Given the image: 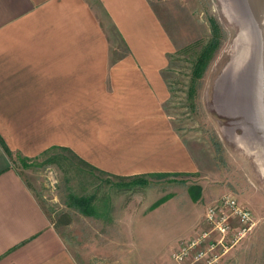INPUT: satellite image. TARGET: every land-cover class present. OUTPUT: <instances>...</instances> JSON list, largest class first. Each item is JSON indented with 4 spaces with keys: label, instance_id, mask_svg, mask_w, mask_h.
<instances>
[{
    "label": "crops",
    "instance_id": "0c3cea01",
    "mask_svg": "<svg viewBox=\"0 0 264 264\" xmlns=\"http://www.w3.org/2000/svg\"><path fill=\"white\" fill-rule=\"evenodd\" d=\"M175 51L150 0H0V264H79L18 155L66 147L125 178L198 171L165 110Z\"/></svg>",
    "mask_w": 264,
    "mask_h": 264
},
{
    "label": "rangeland",
    "instance_id": "374dc122",
    "mask_svg": "<svg viewBox=\"0 0 264 264\" xmlns=\"http://www.w3.org/2000/svg\"><path fill=\"white\" fill-rule=\"evenodd\" d=\"M150 1L176 47L165 72L171 93L165 110L198 171L140 176L146 186L128 187L134 179L91 173L78 163L69 168L47 164L54 155L72 158L61 146L31 159L29 168L15 159L17 170L53 222L70 220L59 223L58 231L79 264H172L182 242L175 238L192 224L191 237L207 208L227 194L253 212L255 226L221 264H264V146L252 128L255 113L239 103L240 74L250 51L247 22L252 16L246 2ZM103 21L116 59L125 47L104 16ZM214 35L219 49L204 77L193 82L194 64ZM70 193H97V214L85 216L71 208Z\"/></svg>",
    "mask_w": 264,
    "mask_h": 264
},
{
    "label": "built area",
    "instance_id": "2783aa9c",
    "mask_svg": "<svg viewBox=\"0 0 264 264\" xmlns=\"http://www.w3.org/2000/svg\"><path fill=\"white\" fill-rule=\"evenodd\" d=\"M254 226L253 212L227 194L207 208L196 232L172 253L173 264H221Z\"/></svg>",
    "mask_w": 264,
    "mask_h": 264
},
{
    "label": "trees",
    "instance_id": "16d2710c",
    "mask_svg": "<svg viewBox=\"0 0 264 264\" xmlns=\"http://www.w3.org/2000/svg\"><path fill=\"white\" fill-rule=\"evenodd\" d=\"M217 32V31H216ZM219 39L217 36L214 35V37L210 40V42L206 45V47L203 49L201 54L199 55L197 62L194 64V69H193V82H197L201 80L204 77L205 71L207 70V67L209 65V62L213 58L215 52L219 49ZM172 59V56H171ZM171 64V60H170ZM193 95V94H192ZM3 146L7 150L9 154L12 153L9 151V149L5 146L3 143ZM52 150V149H51ZM62 151L67 152L72 155V158H66L63 156L59 155H54L48 158L47 164L49 165H57L60 168H64V166H67L68 168L73 165V163H78L81 167L87 168L89 172H99L101 174H106L108 176H112L107 174L106 172L98 169L97 167L93 166L89 162L83 160L81 157H79L75 152H73L70 148H61ZM49 150H46L45 152L42 153L41 156L47 155ZM18 160L22 164L24 168H29L30 167V159H23L21 156L18 155ZM158 176H172L171 174H160ZM173 176H180V175H173ZM123 179H126L125 177H120ZM127 178H132L135 181L133 183L135 184H128V187H131L132 185L134 186H146L147 182H145L143 177L140 176H135V177H127ZM139 179H141L139 181ZM138 180V181H137ZM126 186V185H125ZM72 192V191H71ZM69 199H70V207L75 209L76 211L82 213L85 216H94L96 215V201H97V193L91 195H78L75 193H70L69 194ZM55 225V228L58 229L59 223L63 225H68L70 223L69 219L61 218L59 221L53 222Z\"/></svg>",
    "mask_w": 264,
    "mask_h": 264
},
{
    "label": "water",
    "instance_id": "95a60500",
    "mask_svg": "<svg viewBox=\"0 0 264 264\" xmlns=\"http://www.w3.org/2000/svg\"><path fill=\"white\" fill-rule=\"evenodd\" d=\"M247 7L252 9V13L254 15V25L252 23L251 18L249 17V21H251L252 25L247 22L249 25V32L247 33L248 39L247 41V47L250 45V51L248 54V58L245 61V64L243 66V69L241 70V75L247 76L245 79L246 85L248 86L250 78L254 79V83L258 80L257 85H259V92H260V101L262 104V113H260L258 116L256 115L253 119V127L254 131L256 132L257 139L262 141V145L264 146V0H247L246 1ZM240 16V15H239ZM241 17V16H240ZM248 31V30H247ZM257 35V36H256ZM255 36L258 38L256 39L258 43V48L257 46L253 47L251 46L253 44V38ZM258 51V59L254 61V57L257 54ZM255 62V64H254ZM255 69H253L254 67ZM255 72V73H254ZM250 74V75H249ZM245 77H243L244 79ZM241 80V79H240ZM247 92H244L243 94H246ZM248 94V93H247ZM251 94V92H250ZM254 93H252V96ZM249 94L247 95V97ZM253 97L249 96L248 101L250 103V107H252L255 110L256 108V102L253 101L254 103L251 104V99ZM257 109V108H256ZM261 112V111H260Z\"/></svg>",
    "mask_w": 264,
    "mask_h": 264
},
{
    "label": "bare ground",
    "instance_id": "6f19581e",
    "mask_svg": "<svg viewBox=\"0 0 264 264\" xmlns=\"http://www.w3.org/2000/svg\"><path fill=\"white\" fill-rule=\"evenodd\" d=\"M247 0H245V2H246ZM246 8H247V11L248 12H246L247 14H250L252 17H250L251 18V20L253 19L254 20V15H253V13H252V9L251 8H249V7H247V5L245 4L244 5ZM244 6H243V10H245L244 9ZM239 17V16H238ZM230 18V17H229ZM252 20V23H253V25H254V21ZM248 21H249V19H248ZM249 23L252 25V23H251V21H249ZM248 24V23H247ZM250 24H248V28H249V25ZM249 30H250V28H249ZM245 31V30H244ZM243 31V33H245ZM247 33V32H246ZM244 36H246V35H244ZM257 36V35H256ZM256 39L258 40V38L256 37ZM256 39H255V36H254V39H253V45H254V47L255 46H257V48H258V43H257V41H256ZM244 40V39H243ZM249 40V39H248ZM243 42V41H242ZM243 44V43H242ZM246 46V45H245ZM248 47H250V46H248ZM247 50V49H246ZM241 56V55H240ZM256 57H254V61H256V59H258V51H257V54L255 55ZM235 60V59H234ZM238 61V60H237ZM245 64V63H244ZM244 64H243V66H244ZM254 64H255V62H254ZM243 66H242V69H243ZM254 67V66H253ZM241 69V68H240ZM253 69H255V67L253 68ZM255 73V72H254ZM250 75V74H249ZM243 77H245L244 79H243ZM247 78V76H245V74H244V76L242 75V80H241V87H242V89H240V97H239V103H241L242 105H243V107H245L246 108V110L248 109L250 112L251 111H253L254 113H255V116L258 114H260V113H262V104H261V101H260V92H259V85H257V83H258V80L256 81V83H254V79L252 78H250V82L248 83L249 85L247 86V85H244V84H246V82H245V79ZM244 92H247L248 94H249V96H251V97H253V99L252 98H250L251 99V104L252 103H254L253 101H255L256 102V108H255V110H254V108H253V106L252 107H250V103H249V101H248V98H247V93L246 94H243ZM250 92H251V94H250ZM252 93H254V95L252 96ZM228 94V93H227ZM261 111V112H260ZM257 115V116H258ZM254 116V117H255ZM247 139V138H246ZM246 139H244V140H246ZM253 140V139H252ZM261 151H262V149H260Z\"/></svg>",
    "mask_w": 264,
    "mask_h": 264
}]
</instances>
